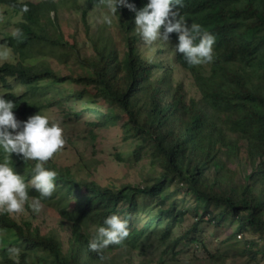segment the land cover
Here are the masks:
<instances>
[{"label":"trees","instance_id":"trees-1","mask_svg":"<svg viewBox=\"0 0 264 264\" xmlns=\"http://www.w3.org/2000/svg\"><path fill=\"white\" fill-rule=\"evenodd\" d=\"M65 3L81 10L84 32L59 18V3L0 0L19 16L16 35L0 33V263L121 264L110 254L125 259L155 246L158 264H261L264 0ZM101 11L107 23L92 29L88 19ZM186 77L197 97L188 96ZM85 96L93 107L76 111ZM55 110L65 125L87 115L93 130L119 128L133 158L149 152L151 181L103 186L89 176L99 162L61 164L67 147L58 144ZM188 197L193 208L181 205ZM46 212L56 221L49 232ZM188 215L193 224L175 237ZM227 224L233 233L209 245L203 226Z\"/></svg>","mask_w":264,"mask_h":264},{"label":"rangeland","instance_id":"rangeland-1","mask_svg":"<svg viewBox=\"0 0 264 264\" xmlns=\"http://www.w3.org/2000/svg\"><path fill=\"white\" fill-rule=\"evenodd\" d=\"M35 3H41L44 1H53L56 3H59L58 10H59V18L62 21H67L70 23V25L73 28L81 29V32H84L85 25L82 20L81 16V10L73 11L69 6H67L66 1L69 0H30ZM66 5V6H65ZM13 10L9 7H6L4 5H0V33H1V39L7 38L9 36H13L17 34V24L19 23V16L13 14ZM15 13V12H14ZM18 14H21L20 12H17ZM16 13V14H17ZM111 15V13H110ZM89 22L92 29H100V27L105 26L107 23V11H101L100 13L92 12L91 16L89 17ZM110 27V26H109ZM110 33V35L119 42L118 35L115 34L113 31V26L110 28H107ZM84 35V33H83ZM83 35H78V40L81 41ZM90 51V50H89ZM0 50V65L4 62L3 55ZM48 61H50L51 64L56 66L55 61L52 59L51 56L46 57ZM185 85L189 93V97H197L196 91L193 89L192 80L189 77L185 78ZM63 89L67 92H74L81 90L82 88L75 85H69L66 84ZM18 93H21V89H17ZM0 93H2L1 85H0ZM89 100H91L90 97L85 96L82 100L76 101L75 104H73V108L76 111H80L86 106L93 107V104L89 103ZM55 117L56 121L54 124L59 126L60 130L58 133L62 136H59L61 140L58 143L60 147L66 148L64 151V155L60 157V163L63 165H75L78 162L79 157H86L90 160H95L101 164L99 171L94 172L92 171L89 176H93V178L100 183V185H107L109 183H112L113 181H128L134 184H138L139 182L143 181H151L149 179L150 176L154 175L155 168H153L152 165V159L149 155L148 151H145L143 153V156L140 160H137L132 157V149L134 148V144L132 142H125L122 138V133L119 128H108V129H98L93 130L89 122L91 119L84 115L79 120H73L67 125L64 124L63 118L58 116V111L55 110ZM7 119V114L5 112L0 111V122ZM69 142L72 143L70 146ZM121 154L123 159L125 160L124 164H121L116 159V155ZM131 162V164H130ZM231 169L235 170L236 166L232 165ZM152 178V177H151ZM152 183V182H151ZM149 183V184H151ZM176 191V186H171L168 190V192ZM167 192V193H168ZM175 196V195H174ZM173 196V197H174ZM183 194H179L175 196L173 199H181ZM7 207L12 208L14 202V197L12 194L7 193L6 194ZM191 198L188 197L187 200L181 204L184 208H193V203ZM142 200V198H141ZM146 199H144L145 201ZM147 202L150 200H146ZM150 203L154 204L153 201H150ZM195 206V205H194ZM5 203L0 202V209L5 208ZM41 223V227L44 231L49 232L56 226L55 219L49 215L46 212V215L43 216ZM193 224V217L192 215H188L185 222L183 224L178 223L175 225V233L174 236L177 237L182 233V229L184 227H188ZM233 224H227L224 227L216 228L214 226H203V237L210 242L211 244H216L218 242H221L222 240L226 239L228 236H230L234 231ZM95 232V229L93 230ZM158 233H161L159 231ZM101 235H105L106 237H109L114 234V229H110L109 231L100 232ZM242 241L244 238L250 239L251 237L248 235H241ZM238 236V239L241 237ZM158 237V236H157ZM158 238L153 237L152 244L158 246L159 241ZM4 245V241L0 239V247ZM155 247V246H154ZM153 249L148 251L145 255L139 252H133L132 256L129 258L123 259L122 257V251H115L114 253L110 254L109 258H116L121 264H140L145 260L151 261V264H158L159 256L161 255V250L156 251ZM28 264H32L33 260L32 258H29ZM239 264L242 263V260L237 261ZM237 263V264H238ZM261 264H264V259H261ZM0 264H3L0 263Z\"/></svg>","mask_w":264,"mask_h":264}]
</instances>
